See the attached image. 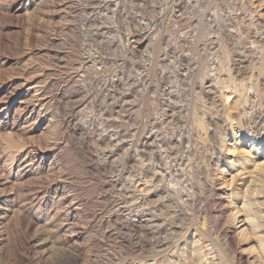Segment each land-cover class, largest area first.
I'll use <instances>...</instances> for the list:
<instances>
[{
	"label": "rangeland",
	"instance_id": "374dc122",
	"mask_svg": "<svg viewBox=\"0 0 264 264\" xmlns=\"http://www.w3.org/2000/svg\"><path fill=\"white\" fill-rule=\"evenodd\" d=\"M155 1L156 3H154ZM193 1L195 4H193ZM141 2H143V6ZM262 3L263 0H0V264H44V262L45 264H51L48 261L47 263L43 253V256L40 253L42 249L39 246H41L40 244L42 243L44 246L43 248L46 247L45 249H49L52 245L51 248L55 250L54 254L56 255L57 252L58 254L60 253L59 256L58 254L56 256L58 258H64V260L70 259L74 251L82 255L86 253L83 256L84 259H86V255L88 257V254L93 258L95 253H102L107 247L103 246L102 248V245H100V243L99 245L96 244L97 241L94 239L96 232L100 229L101 223L99 222H101L103 217L108 218L111 213H115L120 208L126 210V212L147 210L146 213H148L150 202L145 198H149L148 194L153 191L155 186L159 194L157 198H162L160 195H167V197H170L174 190L175 192L173 191L172 194L174 197H178L176 201L178 203L182 201L179 207L181 208V204L185 203V206L182 208L193 214L196 200L191 186L192 183L196 182V177L200 175L203 166L208 168L209 163H211L210 166L214 164L215 158H217L216 154L214 155L216 147L219 154L228 157H230L232 153L234 154L237 152L235 146L236 148L248 149L250 142L245 135L248 136L250 134V129L248 123L245 122L246 116L245 118L243 117L244 112L242 114L240 112V114H238L240 118L237 115L233 116V121L235 122L232 121V124L233 130L236 128L234 130L236 138L242 139L243 143L237 144L238 141L235 142V140L232 139V136H230L231 127L228 122L225 123L227 129H229L227 134L229 133L230 138L224 134L226 131L221 134V131H219L221 129L219 128V130L217 129V134L219 136L216 138L218 141L216 139L212 140V138L206 136V134L199 132L200 135H197V131L194 128L196 126L193 124L195 122H193V118H191L192 112L189 110L191 106L192 108L194 106H199L202 112H205L209 102L229 103L233 102L234 99L238 97L239 102H241V100L243 102L241 103V111H243L242 108H244L245 102H248L247 97H250V95L253 96L255 92V90L248 86L252 87V83L255 85L260 82L255 78L257 77V73H259L255 66H258L260 59L259 63L258 59L254 60L256 63L253 61L254 64L251 62L253 66L256 64L253 67L248 61L251 56L248 55H254L256 53V55L258 54L260 56L259 51L263 49H259L264 47L262 46L264 45L262 43V40H264V6H261ZM94 4L96 6H94ZM138 7H140V9H138ZM219 20L222 22H219ZM187 27H191V29ZM205 32L208 36L205 35ZM238 32L242 33L240 34ZM237 36L239 37L237 38ZM240 38L242 40H239ZM172 41L174 43H172ZM251 46H253V48ZM228 47L229 49H227ZM225 51L228 52L226 53ZM243 52H248L250 54L247 53L246 56H244ZM165 53L166 55L168 54V57ZM226 56H230L229 58L231 60ZM242 58H248V62H246V59L242 62ZM229 61H231V63H228ZM247 63L249 67L248 70L246 67ZM221 64L223 66H221ZM211 67L214 69H211ZM223 67L228 71L222 70L221 72L220 69ZM250 68L254 69L250 71ZM252 74L255 77L252 76ZM129 76L130 78H128ZM209 77L211 79H209ZM228 77L231 80L234 78L233 82L235 81V84ZM165 82L166 85L164 84ZM227 82L232 83L228 84ZM36 84L38 85L36 86ZM235 86H237V88ZM249 90L253 91L250 92ZM246 91L249 92L247 93ZM156 94L160 98H158ZM246 94H248V96ZM37 99L39 102H43L42 99H46L44 102H48L49 104L46 106L39 105L35 112L29 110L30 112L28 111V114L31 113V117L33 116L30 120L21 118L19 109H27L29 103L37 102ZM263 100L264 97L262 98V102H264ZM203 102H207L208 104H203ZM112 109L113 111H111ZM203 109L205 110L203 111ZM16 110L17 113L15 112ZM176 110L180 111V113ZM168 112L175 113L177 116L173 114L176 116L174 118L178 120L176 121L174 118L172 120L170 119V122L166 120L168 119L166 118ZM185 114L188 115L185 116ZM43 118H46L47 121L51 123L46 125L42 124L40 121H42ZM68 118H71V120L67 122L66 120ZM129 122L131 124H129ZM161 123L164 125V128ZM186 123H188V125ZM246 123L247 125H245ZM178 124H182V127ZM194 129L196 132H194ZM187 130L192 133L190 132L188 135L189 132H187ZM43 134L45 137L42 136ZM178 134L179 137H182L180 136L181 134L186 136H184L185 142H183V148L180 147V142L183 140L182 138H178ZM199 136L205 138L199 140ZM153 139L156 140V142ZM192 139L193 141L195 139L197 142L194 141V144H192ZM151 140H153V142ZM164 140L171 144L166 143ZM211 140L213 142H211ZM147 141L153 143V145H150V149ZM186 142L189 144V149L184 147L187 145ZM202 142L208 145H202ZM94 143L95 145H93ZM163 143L165 145H163ZM155 145H157L156 147H158V149H156ZM162 145L164 147L168 146L167 148L169 150ZM178 145L179 147H177ZM208 146H211V148ZM17 147H19V149ZM136 148H138V151L134 153ZM152 148L155 151L152 150ZM171 148V152L176 151L174 153L177 156H173L174 160L168 157ZM197 148L198 150H195ZM224 150L226 151L225 154ZM160 151L162 156L159 154ZM187 154L188 157H190V154L191 157H193L194 154H196L197 157L194 155L193 158H188L186 156ZM17 156L23 159L19 167L12 164L14 158H17ZM180 156L183 158H180ZM200 156H205L204 160H201V162H199ZM262 156L264 157V154ZM96 157L97 159L94 160ZM179 158L180 160H178ZM117 159L118 161H116ZM166 159L168 160L166 161ZM189 159L190 161H188ZM158 160L163 162L160 163ZM195 160L197 163H194ZM170 161H172L171 163H173L172 165L174 167L171 165ZM113 162L115 164H113ZM184 163H186V165ZM164 164L165 166L161 168ZM179 165L181 170L179 169ZM190 168L194 172L195 169L199 168L200 170H196V173L198 172L199 174L197 173L195 176L196 173L194 174L193 171H190ZM174 170L175 172L172 174L171 171ZM176 171H181L182 174L176 173ZM152 172H158L159 180H162L160 183L157 182V184L154 185L153 182L150 183V173ZM190 173L192 174L189 175ZM192 175L194 178L189 177ZM188 179L190 180L189 183ZM168 185L171 186L169 187ZM178 191H180L179 194ZM189 193H192L193 196L191 197ZM186 196L191 198L189 199V197ZM139 198L145 200L140 202L139 200L141 199ZM179 199L181 200L180 202ZM189 200L190 202L192 201L190 203L191 205L188 202ZM222 200L223 198L218 200L219 205L217 203V210L227 215V210ZM185 207L188 208L186 209ZM58 209L59 211L56 213ZM47 214H55L57 217L60 216L62 218V223L61 220H58V224L57 222L56 224L59 226H54L55 223L46 224L47 221L45 222L43 220H45L44 217H46ZM146 216L145 218L149 217V215ZM42 223L43 226L45 224L48 225L49 227L46 225L45 227L50 229L48 230L43 227ZM212 224V221L208 222V226L211 225L210 227H212ZM43 228L45 231H43ZM41 231L45 233L41 235ZM53 231L55 233H53ZM46 234H48V236ZM45 237L47 238L46 240ZM54 238L55 240H53ZM49 239L52 243L50 247H48L50 244ZM54 243L56 245H54ZM89 245L94 247H92V249L95 250L93 251L95 253H92L91 246ZM89 248L91 251L90 253L88 252ZM95 248L98 252H96ZM37 249H39L40 252H37ZM214 254H216V252ZM257 260L258 258L251 253L239 256L236 252L234 254V260L233 257L231 259V263L235 264L237 263L235 261H239L237 264H259V260Z\"/></svg>",
	"mask_w": 264,
	"mask_h": 264
},
{
	"label": "bare ground",
	"instance_id": "6f19581e",
	"mask_svg": "<svg viewBox=\"0 0 264 264\" xmlns=\"http://www.w3.org/2000/svg\"><path fill=\"white\" fill-rule=\"evenodd\" d=\"M70 1V0H69ZM102 1V0H101ZM124 1V0H123ZM138 1V0H137ZM142 1V0H141ZM153 1V0H152ZM223 1V0H222ZM96 2V1H95ZM132 2V1H131ZM173 2V1H172ZM236 2V1H235ZM260 2V1H259ZM62 3V2H61ZM98 3V2H97ZM96 3V4H97ZM135 3V2H134ZM143 2H141L142 5ZM156 3V1L154 2ZM153 3V5H154ZM197 3V2H196ZM219 3V2H218ZM224 3V2H223ZM68 4V3H67ZM92 4V3H91ZM126 4V3H125ZM129 4V3H128ZM132 4V3H131ZM182 4V3H181ZM193 4L194 1H193ZM240 4V3H239ZM244 4V3H243ZM115 5V4H114ZM134 5V4H133ZM137 5V4H136ZM158 5V4H157ZM173 5V4H172ZM226 5V4H225ZM57 6V5H56ZM91 6V5H90ZM94 6H96L94 4ZM107 6V5H106ZM143 6V5H142ZM192 6V5H191ZM245 6V5H244ZM249 6V5H248ZM247 6V7H248ZM261 6H264V0ZM109 7V6H108ZM107 7V8H108ZM129 7V6H128ZM137 7V6H135ZM239 7V6H238ZM257 7V6H256ZM93 8V7H92ZM133 8V7H132ZM144 8V7H143ZM165 8V7H164ZM253 8V7H252ZM261 8V7H260ZM61 9V8H60ZM69 9V8H67ZM138 9H140V7H138ZM59 10V9H58ZM63 10V9H62ZM61 10V11H62ZM131 10V9H130ZM161 10V9H160ZM165 10V9H164ZM55 11V10H54ZM57 11V10H56ZM132 11V10H131ZM245 11V10H244ZM255 11V10H254ZM153 12V10H152ZM182 12V11H181ZM142 13V11H141ZM155 13V12H154ZM160 13V12H158ZM58 14V13H57ZM139 14V13H138ZM211 14V13H210ZM253 14V13H252ZM255 14V13H254ZM141 15V14H140ZM160 15V14H159ZM228 15V14H227ZM239 15V14H238ZM131 16V15H130ZM226 16V15H225ZM133 17V16H132ZM163 18V17H162ZM203 18V17H202ZM201 18V19H202ZM137 19V18H136ZM154 19V18H153ZM200 19V22H201ZM209 19V18H208ZM216 19V18H215ZM228 19V18H227ZM249 19V18H248ZM263 19V18H262ZM203 20V19H202ZM225 20V19H224ZM223 20V21H224ZM156 21V19H155ZM218 21V20H217ZM221 20H219L220 22ZM226 21V20H225ZM224 21V22H225ZM231 21V20H230ZM237 21V20H236ZM239 21V20H238ZM244 21V20H243ZM159 22V21H158ZM185 22V20H184ZM206 22V21H205ZM222 22V21H221ZM147 23V22H146ZM204 23V22H203ZM212 23V22H211ZM226 23V22H225ZM241 23V22H240ZM252 23V22H251ZM136 24V23H135ZM191 24V23H190ZM197 24V23H196ZM195 24V25H196ZM244 24V23H243ZM201 25V24H199ZM212 25V24H211ZM250 25V24H249ZM204 26V25H203ZM213 26V25H212ZM242 26V25H241ZM145 27V26H144ZM180 27V26H179ZM185 27V26H184ZM198 27V26H197ZM201 27V26H200ZM205 27V26H204ZM214 27V26H213ZM225 27V26H224ZM238 27V26H237ZM140 28V27H139ZM189 28V27H187ZM196 28V27H195ZM203 28V27H202ZM245 28V27H244ZM249 28V27H248ZM247 28V29H248ZM141 29V28H140ZM139 29V30H140ZM156 29V28H155ZM154 29V30H155ZM191 29V27L189 28ZM200 29V28H199ZM210 29V28H209ZM216 29V28H215ZM213 29V30H215ZM218 29V28H217ZM232 29V28H231ZM238 29V28H237ZM246 29V30H247ZM226 30V28H225ZM149 31V30H148ZM184 31V30H183ZM196 31V30H195ZM201 31V30H198ZM212 31V30H211ZM222 31V29H221ZM224 31V30H223ZM235 31V30H233ZM258 31V30H256ZM136 32V31H135ZM181 32V31H180ZM186 32V31H185ZM219 32V31H218ZM230 32V31H229ZM150 33V32H149ZM189 33V32H188ZM196 33H200V32H196ZM204 33V32H203ZM227 33V32H226ZM240 33V32H238ZM242 33V32H241ZM240 33V34H241ZM255 33V32H254ZM258 33V32H257ZM147 34V32H146ZM154 34V33H153ZM215 34V33H214ZM246 34V33H245ZM189 35V34H188ZM198 35V34H197ZM203 35V34H202ZM206 35V32H205ZM231 35V34H230ZM155 36V35H154ZM165 36V35H164ZM201 36V35H200ZM208 36V35H206ZM223 36V35H222ZM244 36V35H243ZM256 36V35H255ZM254 36V37H255ZM143 37V36H142ZM153 37V36H152ZM205 37V36H204ZM224 37V36H223ZM230 37V36H229ZM239 36H237L238 38ZM245 37V36H244ZM257 37V36H256ZM154 38V37H153ZM199 38V37H198ZM206 38V37H205ZM212 38V37H211ZM216 38V36H215ZM220 38V37H219ZM242 38V37H241ZM239 40H242V39ZM253 38V37H252ZM155 39V38H154ZM192 39V38H190ZM246 39V38H245ZM196 40V39H195ZM213 40V39H211ZM216 40V39H215ZM232 40V39H231ZM237 40V39H236ZM251 40V39H249ZM257 40V39H256ZM149 41V40H148ZM220 41V40H219ZM230 41V40H229ZM246 41V40H243ZM263 44H264V40H262ZM156 42V41H155ZM158 42V41H157ZM162 42V40H161ZM238 42V41H237ZM153 43V42H152ZM172 43H174L172 41ZM214 43V42H212ZM216 43V42H215ZM251 43V42H250ZM254 43V42H253ZM165 44V43H164ZM179 44V43H178ZM177 44V45H178ZM206 44V43H205ZM224 44V43H223ZM226 44V43H225ZM238 44V43H237ZM158 45V44H157ZM185 45V44H184ZM189 45V44H188ZM203 45V43H202ZM152 46V45H151ZM166 46V45H165ZM164 46V47H165ZM183 46V45H182ZM197 46V45H194ZM208 46V45H206ZM233 46V45H232ZM264 46V45H262ZM189 47V46H188ZM202 47V46H201ZM218 47V46H217ZM253 48V46H251ZM259 47V46H258ZM155 48V47H154ZM159 48V47H158ZM180 48V47H179ZM187 48V47H186ZM196 48V47H195ZM226 48V47H225ZM244 48V47H243ZM198 49V48H197ZM196 49V50H197ZM212 49V48H211ZM218 49V48H217ZM229 49V47L227 48ZM232 49V48H231ZM263 49V50H262ZM153 50V49H152ZM184 50V49H183ZM191 50V49H190ZM194 50V49H193ZM215 50V49H214ZM221 50V49H220ZM234 50V49H233ZM236 50V49H235ZM248 50V49H247ZM253 50V49H252ZM251 50V52H252ZM255 50V49H254ZM259 50V54L260 56L256 53L254 55H248L251 56L249 57L250 59L248 60L250 63L256 59H258V63H259V59H260V63L258 64V66L254 65L257 69L258 72L257 73V77H255L253 74L252 76H254L255 78H257L258 82L257 84L254 85V83H250L252 85V87L248 86L249 88L255 90L253 96L250 95V97H247V101L245 102L243 111H241V102H239V98L236 97V99H234L233 102H227V103H223V102H209V104L207 102H203V104H208L206 107V111L202 112V110L199 108V106H194L192 108V106L190 107V110L192 112V116L191 118H193V123L195 129L194 132L197 133V135H200V133L206 134V136H209L212 138V140L216 139L217 136H219L217 134V129L219 130V128L221 130V134L225 133L226 136H229V133L227 134V132H229V129H227L226 127V123L228 122L230 125V136H232V139L235 140V142H237V144L243 143L242 139L240 138H236L234 129L233 130V116H238V114H241L244 112V118L246 116V121L248 123V127L250 129V134L247 136L245 135L250 142V146H248V149L245 148H239L235 146V150L237 151L236 153H232V155L230 157L223 155V154H219L217 151V147L215 150L214 155L216 154L215 158V162L212 166L211 163H207L208 164V168L206 166L205 169H201L200 175L198 177H196V182L192 183L191 186V190H193L194 193V197L196 200L195 203V207L193 208V204H192V208L194 210V213H189V211L184 210V208H182L183 206H185L184 204H181V208L180 203L182 202L179 199L178 203L176 200H178L176 197L173 196V191L171 193L172 196L167 197V195L165 193L164 194L166 196H161L162 198H157L159 197L157 190V187L155 186L153 191L151 193L148 194L149 198H145L146 200H148L150 203V208L148 209V213H146V211L141 210V211H136V212H126V210H123L122 208H120L118 211H116L115 213H111V215L108 218H104L101 220V225H100V229L96 232L95 234V240L97 241L96 244L102 245L101 247L103 248V246H107L105 251L103 249L104 252H100V253H95L93 251H95L94 249H92L93 246H91V250L92 253H95L93 258H91V255L88 254V257L86 255V259H84V255L78 253L77 251H74V253L72 254L71 252V258L70 259H65L61 258V257H57L54 254L55 250H53L52 247V243L50 240V244L48 247H51L49 249H45L43 248L44 246L42 244H40L42 252L39 251V249H37V252H40L41 255L43 253L46 262L48 261L51 264H232L231 263V259L233 257L234 260V254L237 252V254L239 256H242L243 254L246 253H251L253 255H255L256 258H258L259 260V264H264V157L262 156L264 154V102H262V98L264 97V47L260 48ZM61 51V50H60ZM216 51V50H215ZM214 51V52H215ZM246 51V50H245ZM244 51V52H245ZM258 51V50H256ZM254 51V52H256ZM157 52V50H156ZM182 52V51H181ZM226 52V51H225ZM228 52V51H227ZM226 52V53H227ZM230 52V51H229ZM233 52V51H232ZM235 52V51H234ZM237 52V51H236ZM243 52V53H244ZM250 52V51H248ZM247 52V53H248ZM261 52V53H260ZM167 53V52H166ZM165 53V55H166ZM206 53V52H205ZM247 53H244L243 55L246 56ZM253 53V52H252ZM258 53V52H257ZM56 54V53H55ZM173 54V53H172ZM175 54V53H174ZM182 54V53H181ZM188 54V53H187ZM198 54V53H197ZM216 54V53H215ZM229 54V53H228ZM231 54V53H230ZM234 54V53H233ZM236 54V53H235ZM250 54V53H248ZM62 55V54H61ZM66 55V54H65ZM168 55V54H167ZM166 55V56H167ZM256 55V56H255ZM192 56V55H191ZM200 56V55H199ZM223 56V54H222ZM59 57V56H58ZM168 57V56H167ZM195 57V56H194ZM227 57V56H226ZM225 57V58H226ZM230 57V56H229ZM227 57V58H229ZM242 57V56H241ZM164 58V57H163ZM174 58V57H173ZM186 58V57H185ZM201 58V57H200ZM215 58V57H214ZM62 59V58H61ZM159 59V58H158ZM176 59V58H174ZM230 59V58H229ZM246 58H242V62H244L243 60H245ZM248 59V58H247ZM246 59V62H248ZM77 60V59H76ZM177 60V59H176ZM188 60V59H187ZM200 60V59H199ZM204 60V59H203ZM231 60V59H230ZM87 61V60H86ZM159 61V60H158ZM180 61V60H179ZM192 61V60H191ZM238 61V60H237ZM174 62V61H173ZM189 62V61H188ZM204 62V61H203ZM210 62V61H209ZM208 62V63H209ZM241 62V61H240ZM74 63V62H73ZM191 63V62H190ZM228 63H231V61H229ZM249 63V64H250ZM252 63L250 65H252ZM254 63H256L254 61ZM253 63V64H254ZM69 64V63H68ZM150 64V63H149ZM157 64V63H156ZM195 64V63H194ZM193 64V65H194ZM220 64V62H219ZM223 64V62H222ZM221 64V66H223ZM241 64V63H240ZM62 65V64H61ZM60 65V66H61ZM81 65V64H80ZM179 65V64H178ZM182 65V64H181ZM188 65V64H187ZM196 65V64H195ZM209 65V64H208ZM218 65V64H217ZM63 66V65H62ZM146 66V65H145ZM207 66V65H206ZM220 66V65H219ZM220 66V67H221ZM226 66V65H225ZM230 66V65H229ZM240 66V65H239ZM253 66V65H252ZM251 66V67H252ZM253 66V67H254ZM68 67V66H66ZM76 67V66H75ZM85 67V66H83ZM186 67V66H185ZM204 67V66H203ZM247 70H248V63L246 64ZM73 68V67H72ZM147 68V67H146ZM188 68V67H187ZM213 67H211L212 69ZM228 68V67H227ZM232 68V67H231ZM136 69V68H135ZM141 69V68H140ZM143 69V68H142ZM190 69V67H189ZM192 69V68H191ZM202 69V68H201ZM206 69V68H204ZM214 69V68H213ZM239 69V68H238ZM251 69V68H250ZM254 69V68H252ZM252 69L250 71H252ZM161 70V69H160ZM166 70V69H165ZM203 70V69H202ZM216 70V69H215ZM221 72L222 70L224 71H228L227 69L225 70L224 67L220 69ZM231 70V69H230ZM229 70V71H230ZM246 70V71H247ZM256 70V69H255ZM254 70V71H255ZM139 71V70H138ZM137 71V72H138ZM167 71V70H166ZM186 71V70H184ZM205 71V70H204ZM233 71V70H231ZM230 71V72H231ZM67 72V71H66ZM74 72V71H73ZM141 72V71H140ZM188 72V71H187ZM192 72V71H191ZM206 72V71H205ZM215 72V71H214ZM236 72V71H235ZM241 72V71H239ZM146 73V72H145ZM161 73V72H160ZM204 73V72H203ZM202 73V74H203ZM226 73V72H225ZM232 73V72H231ZM251 73V72H250ZM137 74V73H136ZM170 74V73H169ZM210 74V73H209ZM228 74V73H227ZM138 75V74H137ZM164 75V74H163ZM186 75V74H185ZM206 75V74H205ZM203 75V76H205ZM233 75V74H231ZM74 76V75H73ZM191 76V75H190ZM189 76V77H190ZM201 76V75H200ZM210 76V75H209ZM248 76V75H247ZM251 76V77H252ZM144 77V76H143ZM146 77V76H145ZM171 77V76H170ZM185 77V76H184ZM195 77V76H194ZM199 77V76H198ZM221 77V76H219ZM235 77V76H234ZM238 77V76H237ZM242 77V76H241ZM250 77V79H251ZM252 77V78H254ZM130 78V76L128 77ZM135 78V77H134ZM138 78V77H137ZM140 78V77H139ZM169 78V77H168ZM191 78V77H190ZM189 78V79H190ZM202 78V77H201ZM229 78V77H228ZM249 78V77H248ZM127 79V78H126ZM155 79V78H154ZM200 79V78H199ZM209 79H211L209 77ZM215 79V78H214ZM219 79V78H218ZM223 79V78H222ZM227 79V78H226ZM230 79V78H229ZM234 79V78H233ZM233 79L231 80L233 82ZM238 79V78H237ZM235 79V80H237ZM48 80V79H47ZM138 80V79H137ZM169 80V79H168ZM167 80V81H168ZM187 80V79H186ZM146 81V80H145ZM153 81V80H152ZM166 81V82H167ZM189 81V80H188ZM137 82V81H136ZM157 82V81H155ZM166 82L164 83L166 85ZM200 82V81H199ZM217 82V81H216ZM223 82V81H222ZM225 82V81H224ZM232 82L228 83L231 84ZM235 82V81H234ZM233 82V83H234ZM244 82V81H243ZM255 82V81H254ZM38 83V82H37ZM52 83V82H51ZM134 83V81H133ZM152 83V82H151ZM185 83V82H183ZM205 83V82H204ZM219 83V82H218ZM246 83V82H245ZM147 84V83H146ZM155 84V83H154ZM169 84V83H168ZM212 84V83H211ZM235 84V83H234ZM38 84H36L37 86ZM44 85V84H43ZM148 85V84H147ZM151 85V84H150ZM186 85V84H185ZM201 85V84H200ZM205 85V84H204ZM224 85V84H223ZM233 85V84H232ZM239 85V84H238ZM243 85V84H242ZM241 85V87H242ZM41 86V85H40ZM47 86V85H46ZM156 86V85H155ZM158 86V85H157ZM190 86V85H189ZM218 86V85H217ZM30 87V86H29ZM33 87V86H32ZM43 87V86H42ZM135 87V86H134ZM145 87V86H144ZM161 87V86H160ZM164 87V86H163ZM172 87V86H171ZM203 87V86H202ZM216 87V86H215ZM222 87V85H221ZM226 87V85H225ZM224 87V88H225ZM228 87V86H227ZM237 88V86H235ZM234 87V88H235ZM247 87V86H246ZM34 88V87H33ZM68 88V87H67ZM189 88V87H188ZM194 88V87H193ZM139 89V88H138ZM146 89V88H145ZM204 89V88H203ZM231 89V88H230ZM248 89V88H247ZM50 90V89H49ZM160 90V89H159ZM167 90V89H166ZM219 90V89H218ZM241 90V89H240ZM252 90V91H253ZM150 91V90H149ZM165 91V90H164ZM170 91V90H169ZM175 91V90H174ZM189 91V90H188ZM212 91V90H211ZM237 91V90H236ZM242 91V90H241ZM250 91V90H249ZM248 91V92H249ZM250 91V92H252ZM47 92V91H45ZM157 92V91H156ZM185 92V91H184ZM197 92V91H196ZM247 92V91H246ZM247 92V93H248ZM49 93V92H48ZM47 93V94H48ZM64 93V92H63ZM33 94V93H32ZM75 94V93H74ZM77 94V93H76ZM144 94V93H143ZM151 94V93H150ZM161 94V93H160ZM177 94V93H176ZM203 94V93H202ZM214 94V93H213ZM78 95V94H77ZM147 95V94H146ZM185 95V94H184ZM216 95V94H215ZM227 95V94H226ZM236 95V94H235ZM248 96V94H246ZM45 96V95H44ZM74 96V95H73ZM119 96V94H118ZM145 96V95H144ZM157 96V94H156ZM202 96V95H201ZM57 97V96H56ZM139 97V96H138ZM158 97V96H157ZM164 97V96H163ZM175 97V96H174ZM196 97V96H195ZM241 97V96H240ZM43 98V97H42ZM116 98V97H115ZM118 98V97H117ZM147 98V97H146ZM160 98V97H158ZM184 98V97H183ZM189 98V97H188ZM221 98V97H220ZM29 99V98H28ZM33 99V98H32ZM73 99V98H72ZM142 99V98H141ZM42 101L39 102V100L37 99V102H30L29 106L27 107V109H19L20 110V116L21 118H24L25 120H30L31 117V113L28 114V111L30 110L31 112H35L39 105L41 106H46L49 103L48 102H44L46 99H42ZM48 100V98H47ZM52 100V99H51ZM59 100V99H58ZM115 100V99H114ZM138 100V99H137ZM171 100V99H170ZM187 100V99H186ZM72 101V100H71ZM82 101V100H81ZM178 101V100H177ZM176 101V102H177ZM264 101V100H263ZM53 102V101H52ZM61 102V101H60ZM67 102V101H66ZM123 102V101H122ZM167 102V101H166ZM202 102V100H201ZM200 102V103H201ZM28 103V102H27ZM71 103V102H70ZM74 103V102H73ZM114 103V102H113ZM128 103V102H127ZM165 103V102H163ZM196 103V102H194ZM66 104V103H65ZM75 104V103H74ZM78 104V103H77ZM86 104V103H85ZM179 104V102H178ZM188 104V101H187ZM69 105V103H68ZM76 105V104H75ZM119 105V104H118ZM159 105V104H158ZM161 105V104H160ZM176 105V104H175ZM199 105V104H198ZM24 106V105H23ZM122 106V105H121ZM186 106V104H185ZM189 106V105H188ZM49 107V106H48ZM47 107V108H48ZM68 107V106H67ZM137 107V105H136ZM202 107V106H200ZM60 108V107H59ZM65 108V107H64ZM62 108V109H64ZM140 108V107H139ZM164 108V107H163ZM188 108V107H186ZM185 108V109H186ZM204 108V107H203ZM162 109V108H161ZM167 109V108H166ZM189 109V108H188ZM192 109V110H191ZM70 110V109H69ZM170 110V109H169ZM187 110V109H186ZM185 110V111H186ZM205 109H203L204 111ZM29 111V112H30ZM113 111V109L111 110ZM139 111V110H138ZM171 111V110H170ZM178 111V110H176ZM17 113V110L15 111ZM132 112V111H131ZM180 113V111H178ZM188 112V111H186ZM190 112V113H191ZM123 113V112H122ZM126 113V111H125ZM182 113V112H181ZM184 113V112H183ZM51 114V113H50ZM121 114V113H120ZM124 114V113H123ZM141 114V113H140ZM173 114L175 113H169L167 114L166 120H172L174 117ZM119 115V114H118ZM158 115V114H157ZM166 115V114H165ZM188 114H185V116ZM191 115V114H190ZM75 116V115H74ZM179 116V115H178ZM71 117V116H70ZM121 117V116H120ZM155 117V116H154ZM181 117V116H180ZM183 117V115H182ZM239 117V116H238ZM242 117V116H241ZM242 117V118H243ZM118 118V117H117ZM116 118V119H117ZM122 118V117H121ZM124 118V117H123ZM138 118V117H137ZM136 118V119H137ZM160 118V117H159ZM188 118V117H186ZM190 118V116H189ZM240 118V117H239ZM12 119V118H11ZM126 119V118H125ZM157 119V118H156ZM161 119V118H160ZM175 119V118H174ZM182 119V118H181ZM49 120V119H48ZM51 120V119H50ZM61 120V119H60ZM59 120V121H60ZM71 118H68L66 121H70ZM176 120V119H175ZM174 120V121H175ZM178 120V119H177ZM176 120V121H177ZM191 120V119H190ZM241 120V119H240ZM13 121V120H12ZM35 121V120H34ZM137 121V120H136ZM143 121V120H142ZM153 121V120H152ZM185 121V120H184ZM233 121V122H232ZM42 124H50L51 122H48L46 118H43L42 121H40ZM116 122V121H115ZM127 122V120H126ZM161 122V121H160ZM170 122V121H169ZM172 122V121H171ZM237 122V121H236ZM243 122V120H242ZM56 123V122H55ZM63 123V122H62ZM139 123V122H138ZM158 123V122H157ZM163 123V122H162ZM161 123V124H162ZM227 123V125H228ZM244 123V122H243ZM247 123L245 125H247ZM53 124V123H52ZM57 124V123H56ZM60 124V123H59ZM67 124V123H66ZM118 124V123H117ZM129 124H131L129 122ZM136 124V122H135ZM143 124V123H142ZM141 124V125H142ZM153 124V123H152ZM160 124V123H159ZM170 124V123H169ZM173 124V123H172ZM188 125V123H186ZM196 124V125H195ZM235 124V123H234ZM238 124V123H236ZM241 124V121H240ZM29 125V124H28ZM35 125V123H34ZM62 125V124H61ZM139 125V124H138ZM140 125V126H141ZM144 125V124H143ZM167 125V124H166ZM180 125V124H178ZM182 125V124H181ZM180 125V126H181ZM242 125V124H241ZM26 126V124H25ZM53 126V125H52ZM68 126V125H67ZM73 126V125H72ZM83 126V125H82ZM131 126V125H130ZM135 126V125H134ZM163 128L164 125L162 124ZM173 126V125H172ZM236 126V125H234ZM21 127V126H20ZM23 127V126H22ZM57 127V126H56ZM78 127V126H77ZM89 127V126H88ZM116 127V126H115ZM128 127V126H127ZM145 127V126H143ZM151 127V126H150ZM161 127V125H160ZM170 127V126H169ZM182 127V126H181ZM192 127V126H191ZM240 127V126H239ZM244 127V126H243ZM52 128V127H51ZM64 128V127H63ZM87 128V127H86ZM121 128V127H118ZM189 128V127H188ZM22 129V128H21ZM50 129V127H49ZM82 129V128H81ZM127 129V128H126ZM158 129V128H157ZM173 129V128H172ZM191 129V128H190ZM57 130V129H56ZM143 130V129H142ZM154 130V129H153ZM163 130V129H162ZM168 130V129H167ZM189 130V129H188ZM187 130V132H189ZM89 131V130H88ZM126 131V130H125ZM147 131V130H146ZM173 131V130H172ZM178 131V130H177ZM186 131V130H185ZM239 131V130H238ZM248 131V130H247ZM51 132V131H50ZM49 132V133H50ZM93 132V131H92ZM116 132V131H115ZM131 132V131H130ZM138 132V131H137ZM144 132V130H143ZM154 132V131H153ZM179 132V131H178ZM191 132V131H190ZM190 132L188 133V135L190 134ZM193 132V133H194ZM200 132V133H199ZM22 133V132H20ZM48 133V134H49ZM53 133V132H52ZM81 133V132H80ZM79 133V134H80ZM88 133V132H87ZM134 133V131H133ZM151 133V132H149ZM164 133V131H163ZM166 133V132H165ZM173 133V132H172ZM171 133V134H172ZM192 133V132H191ZM238 133V132H237ZM47 134V135H48ZM54 134V133H53ZM91 134V133H90ZM113 134V133H112ZM156 134V133H155ZM220 134V132H219ZM223 134V136H224ZM244 134V133H243ZM21 135V134H20ZM24 135V134H23ZM46 135V134H45ZM51 135V134H49ZM144 135V134H143ZM161 135V134H160ZM169 135V134H168ZM185 135L188 137V135L185 133ZM185 135H180L182 137H179V134L177 135L178 138H182V142L181 146L183 148V142H185ZM196 135V134H195ZM44 136V134L42 135ZM55 136V135H54ZM122 136V135H121ZM120 136V137H121ZM124 136V135H123ZM185 136V137H184ZM191 136V135H190ZM204 136V135H202ZM199 136L198 139L199 140H203L202 137ZM222 136V137H223ZM229 136V138H230ZM23 137V136H22ZM45 137V136H44ZM48 137V136H47ZM115 137V136H114ZM119 137V136H117ZM116 137V138H117ZM131 137V136H130ZM136 137V136H135ZM156 137V136H155ZM171 137V136H170ZM174 137V136H173ZM172 137V138H173ZM196 137V136H194ZM221 137V140H222ZM225 137V136H224ZM49 138V137H48ZM52 138V137H51ZM115 138V139H116ZM126 138V137H125ZM149 138V137H148ZM168 138V137H167ZM170 138V139H172ZM201 138V139H200ZM208 138V137H207ZM152 139V138H151ZM165 139V138H163ZM174 139V138H173ZM172 139V140H173ZM176 139V138H175ZM187 139V138H186ZM209 139V138H208ZM225 139V138H223ZM46 140V139H45ZM49 140V139H48ZM98 140V139H97ZM96 140V141H97ZM109 140V139H108ZM125 140V139H124ZM154 140V139H153ZM153 140H151L153 142ZM162 140V139H161ZM166 140V139H165ZM164 140V141H165ZM179 140V139H178ZM198 140V141H199ZM206 140V139H205ZM204 140V141H205ZM211 140V142H213ZM217 140V139H216ZM150 141V140H149ZM156 142V140H154ZM170 141V140H169ZM177 141V140H176ZM189 141V140H187ZM193 141V139L191 140ZM195 141V139H194ZM194 141L192 144H194ZM209 141V140H207ZM218 141V140H217ZM216 141V143H217ZM224 141V140H223ZM222 141V143H223ZM21 142V140H20ZM24 142V141H23ZM48 142V141H46ZM85 142V141H84ZM93 142V141H92ZM152 142H148L149 144V149H150V145H153ZM154 142V143H155ZM161 142V141H160ZM166 143H168L167 141H165ZM175 142V141H174ZM190 142V141H189ZM197 142V141H195ZM234 142V143H235ZM249 142L247 141V143L249 144ZM96 143V142H95ZM95 143L93 145H95ZM191 143V142H190ZM215 143V144H216ZM220 143V142H219ZM23 144V143H21ZM20 144V145H21ZM158 144V143H157ZM168 144H171L170 142ZM176 144V143H175ZM187 144V142H186ZM184 144V145H186ZM200 144V143H199ZM205 143L202 142V145H204ZM207 144V143H206ZM205 144V146H207ZM30 145V144H29ZM44 145V144H43ZM99 145V144H98ZM102 145V144H101ZM116 145V144H115ZM163 145H165L163 143ZM162 145V146H163ZM187 144L184 147L188 148ZM197 145V144H196ZM211 145V144H210ZM47 146V145H46ZM52 146V145H51ZM49 146V147H51ZM92 146V145H91ZM129 146V145H128ZM137 146V145H136ZM148 146V145H147ZM157 145H155L156 147ZM173 146V145H171ZM191 146V144H190ZM189 146V147H190ZM198 146V145H197ZM201 146V145H200ZM242 146V145H241ZM16 147V146H15ZM55 147V146H54ZM133 147V146H132ZM135 147V146H134ZM164 147V146H163ZM162 147V148H163ZM166 149H168V146H165ZM164 147V148H165ZM176 147V146H175ZM179 147V145L177 146ZM199 147V146H198ZM204 147V146H203ZM211 148V146H208ZM220 147V146H219ZM14 148V147H13ZM19 149V147H17ZM45 148V146H44ZM96 148V147H95ZM126 148V147H125ZM142 148V147H141ZM154 148V147H153ZM152 148V150H154ZM174 148V147H173ZM195 148V147H194ZM9 149V148H8ZM22 149V146H21ZM20 149V150H21ZM128 149V148H127ZM138 148H136V151L134 153H136L138 150ZM143 149V148H142ZM147 149V148H146ZM156 149H158V147H156ZM161 149V148H160ZM165 149V150H166ZM178 149V148H175ZM189 149V148H188ZM202 149V148H201ZM208 149V148H206ZM213 149V148H212ZM29 150V149H28ZM43 150V149H42ZM125 150V149H124ZM140 150V149H139ZM163 150V149H162ZM164 150V151H165ZM169 150V149H168ZM172 148L169 151V158H173L174 155H176L174 152H171ZM185 150V149H184ZM183 150V151H184ZM195 150H198L195 149ZM209 150V149H208ZM207 150V151H208ZM234 150V149H233ZM10 151V150H9ZM15 151V149H14ZM19 151V150H17ZM34 151V150H33ZM126 151V150H125ZM144 151V150H143ZM155 151V150H154ZM153 151V152H154ZM178 151V150H177ZM182 151V149H181ZM201 151V150H200ZM203 151V150H202ZM211 151V149H210ZM4 152V149H3ZM32 152V151H31ZM122 152V151H121ZM127 152V151H126ZM186 152V151H185ZM197 152V151H196ZM221 152V151H220ZM225 150H224V154H225ZM235 152V151H234ZM11 153V152H10ZM19 153V152H18ZM27 153V152H26ZM50 153V152H49ZM123 153V152H122ZM161 153V151L159 152V154ZM166 153V151H165ZM187 153V152H186ZM189 153V152H188ZM207 153V152H206ZM211 153V152H210ZM219 155H218V154ZM12 154V153H11ZM139 154V153H138ZM157 154V152H156ZM158 154V156H159ZM168 154V153H167ZM184 154V153H183ZM198 154V153H197ZM212 154V153H211ZM8 155V154H7ZM6 155V156H7ZM14 155V154H13ZM17 155V154H16ZM26 155V154H25ZM92 155V154H90ZM129 155V154H128ZM161 155V154H160ZM165 155V154H164ZM180 155V154H179ZM185 155V154H184ZM196 155V154H194ZM193 155V157H194ZM210 155V154H209ZM228 155V154H227ZM121 156V155H120ZM133 156V155H132ZM153 156V155H152ZM156 156V155H155ZM154 156V157H155ZM162 156V155H161ZM166 156V155H165ZM164 156V157H165ZM177 156V155H176ZM183 156V155H182ZM188 157V154L186 155ZM212 156V155H211ZM91 157V156H90ZM99 157V156H98ZM108 157V156H107ZM140 157V156H139ZM160 157V156H159ZM163 157V159H164ZM191 157V154H190ZM188 157V158H190ZM191 157V158H193ZM197 157V155H196ZM204 157L200 156V161L204 160ZM215 157V156H214ZM12 158V157H11ZM120 158V157H119ZM161 158V157H160ZM168 158V159H169ZM180 158H183L180 156ZM180 158L178 160H180ZM187 158V159H188ZM203 158V159H201ZM211 158V157H210ZM9 159V157H8ZM26 159V158H25ZM24 159V160H25ZM97 159L94 158V160ZM121 159V158H120ZM128 159V158H127ZM166 159V161L168 160ZM198 159V158H197ZM209 159V158H208ZM21 160H23L22 158L20 159V156H17V158H14L13 160V165H17L18 167L22 164ZM100 160V159H99ZM143 160V159H141ZM162 160V159H161ZM172 160V161H173ZM177 160V161H178ZM183 160V159H182ZM193 160V159H192ZM191 160V161H192ZM206 160V158H205ZM10 161V160H9ZM27 161V160H26ZM92 161V160H91ZM89 161V162H91ZM118 161V159L116 160ZM123 161V160H122ZM159 161V160H158ZM170 161V163L172 162ZM190 161V159L188 160ZM187 161V162H188ZM32 162V161H30ZM57 162V161H56ZM88 162V163H89ZM120 162V161H119ZM139 162V160H138ZM145 162V161H144ZM143 162V163H144ZM147 162V160H146ZM156 162V161H154ZM160 162V161H159ZM163 161H161L160 163H162ZM165 162V161H164ZM169 162V161H168ZM176 162V161H175ZM182 162V161H180ZM179 162V163H180ZM196 162V160L194 161V163ZM208 162V161H207ZM8 163V162H7ZM6 163V164H7ZM26 163V162H25ZM55 163V162H54ZM132 163V162H131ZM140 163V162H139ZM159 163V164H160ZM177 163V162H176ZM175 163V164H176ZM190 163V162H188ZM193 163V162H192ZM193 163V164H194ZM197 163V162H196ZM203 163V162H202ZM33 164V163H32ZM31 164V165H32ZM113 164H115L113 162ZM134 164V163H133ZM155 164V163H154ZM157 164V163H156ZM167 164V163H166ZM173 163H171L172 165ZM186 165V163H184ZM111 165V164H110ZM140 165V164H139ZM170 165V164H169ZM170 165V166H171ZM192 165V164H191ZM189 165V166H191ZM196 165V164H195ZM202 165V164H200ZM205 165V164H204ZM8 166V164H7ZM23 166V165H22ZM49 166V165H48ZM55 166V165H54ZM102 166V165H101ZM134 166V165H133ZM150 166V165H149ZM160 166V165H158ZM164 165L161 166V168H163ZM168 166V165H167ZM173 166V165H172ZM178 166V165H177ZM184 166V165H183ZM199 166V165H198ZM52 167V166H51ZM115 167V166H114ZM157 167V166H156ZM174 167V166H173ZM187 167V166H186ZM193 167V166H191ZM195 167V166H194ZM202 167V166H201ZM39 168V167H38ZM96 168V167H95ZM160 168V169H161ZM171 168V167H170ZM178 168V167H176ZM184 168V167H183ZM188 168V167H187ZM33 169V168H32ZM105 169V168H104ZM115 169V168H114ZM113 169V170H114ZM167 169V167H166ZM179 169H180V165H179ZM194 169V168H193ZM199 169V168H198ZM193 170H191V168L189 169L190 171H193L194 174L196 173ZM18 170V169H17ZM51 170V169H50ZM159 170V169H158ZM173 170V168H172ZM181 170V169H180ZM186 170V169H185ZM200 170V169H199ZM25 171V170H24ZM102 171V170H101ZM107 171V169H106ZM124 171V170H123ZM157 171V170H156ZM168 171V170H166ZM53 172V171H52ZM110 172V171H109ZM112 172V171H111ZM172 174H174V171H171ZM178 171H176L177 173ZM188 172V169H187ZM192 172V173H193ZM96 173V172H95ZM105 173V172H104ZM148 173V172H147ZM170 173V171H169ZM178 173H181L178 172ZM184 173V172H183ZM192 173H190L189 175H191ZM198 173V172H197ZM197 173L195 174V176L197 175ZM117 174V173H116ZM182 174V173H181ZM199 174V173H198ZM98 175V173H97ZM119 175V174H118ZM131 175V174H130ZM147 175V174H146ZM177 175V174H175ZM188 175V174H187ZM123 176V175H122ZM128 176V175H127ZM126 176V177H127ZM161 176V175H160ZM185 176V175H183ZM105 177V176H103ZM131 177V176H130ZM149 177V174H148ZM150 177H151V181L150 183L153 182L154 184H157V182L160 183L159 180V174L158 172H152L150 173ZM177 177V176H175ZM190 178L194 176H189ZM16 178V177H15ZM95 178V176H94ZM98 178V177H97ZM115 178V177H114ZM113 178V179H114ZM128 178V177H127ZM165 178V176H164ZM184 178V177H182ZM189 178V179H190ZM18 179V178H17ZM129 179V178H128ZM132 179V178H131ZM150 179V178H149ZM162 179V178H160ZM181 179V178H180ZM188 179V180H189ZM97 180V179H96ZM183 180V179H182ZM187 180V181H188ZM191 180V179H190ZM190 180L188 181V183L190 182ZM192 180V181H193ZM147 181V180H146ZM181 181V180H180ZM142 182V181H141ZM53 183V182H52ZM112 183V182H111ZM162 183V182H161ZM171 183V182H170ZM180 183V182H179ZM190 183V184H191ZM117 184V183H116ZM136 184V183H135ZM172 184V183H171ZM145 185V184H144ZM152 185V184H151ZM152 185V187H153ZM159 185V184H158ZM177 185V182H176ZM121 186V185H120ZM118 186V187H120ZM123 186V185H122ZM160 186V185H159ZM169 186V185H168ZM171 186V185H170ZM169 186V187H170ZM178 186V185H177ZM187 186V185H186ZM185 186V187H186ZM190 186V185H189ZM151 187V186H150ZM176 187V186H175ZM174 187V189H175ZM180 187V186H179ZM184 187V186H182ZM111 188V187H110ZM109 188V189H110ZM143 188V187H141ZM190 188V187H189ZM114 189V188H113ZM124 189V188H123ZM147 189V188H146ZM168 189V187H167ZM179 189V188H177ZM35 190V189H34ZM107 190V189H106ZM121 190V189H120ZM148 190V189H147ZM176 190V189H175ZM187 190V189H186ZM185 190V191H186ZM190 190V189H189ZM136 191V190H134ZM138 191V190H137ZM46 192V191H45ZM118 192V191H117ZM116 192V193H117ZM132 192V191H131ZM163 192V191H162ZM161 192V193H162ZM175 192V191H174ZM180 191H178L179 194ZM187 192V191H186ZM184 193V192H182ZM125 194V193H124ZM123 194V195H124ZM158 194V196H157ZM163 194V193H162ZM176 194V193H174ZM185 194V193H184ZM188 194V193H186ZM190 194V193H189ZM64 195V194H63ZM67 195V194H66ZM109 195V194H108ZM191 197L193 196L192 193L190 194ZM62 196V195H61ZM120 196V195H119ZM128 196V195H127ZM137 196V195H136ZM143 196V195H142ZM169 196V193H168ZM178 196V195H175ZM59 197V196H58ZM64 197V196H63ZM123 197V196H122ZM147 197V196H146ZM189 197V196H186ZM189 197V199L191 198ZM26 198V197H25ZM127 198V197H126ZM223 198V203L225 205V208L227 210V215L222 214L223 212L220 210H217V203L219 205L218 200ZM33 199V197H32ZM43 199V198H42ZM59 199V198H58ZM141 200H139L140 202L145 200L143 198H139ZM38 200V199H37ZM129 200V199H128ZM131 200V199H130ZM194 200V199H193ZM194 200V201H195ZM109 201V200H108ZM136 201V200H135ZM45 202V201H44ZM73 202V201H72ZM116 202V201H115ZM128 202V201H127ZM132 202V201H130ZM189 204L192 202H190V200L188 201ZM69 203V202H68ZM97 203V202H96ZM138 203V202H137ZM187 203V202H186ZM73 204V203H71ZM131 204V203H130ZM98 205V204H97ZM127 205V204H126ZM135 205V204H134ZM191 205V204H190ZM64 206V205H63ZM75 206V205H74ZM81 206V205H80ZM112 206V205H111ZM118 206V205H117ZM122 206V205H121ZM131 206V205H130ZM188 206V204H187ZM53 207V206H52ZM110 207V206H109ZM132 207V206H131ZM136 207V206H135ZM140 207V206H139ZM138 207V208H139ZM148 207V206H147ZM179 207V208H178ZM191 207V206H190ZM189 207V209H190ZM224 207V206H223ZM128 208V207H127ZM186 209L188 207H185ZM224 208V209H225ZM38 209V208H37ZM81 209V208H80ZM134 209V208H133ZM143 209V207H142ZM188 209V210H189ZM114 210V209H113ZM192 210V212H193ZM222 210V209H221ZM50 211V210H49ZM55 211V210H54ZM59 209L57 210L56 213H58ZM65 211V210H64ZM70 211V209H69ZM78 211V209H77ZM225 211V210H224ZM99 212V211H98ZM226 212V211H225ZM79 213V212H78ZM53 214V213H52ZM104 214V213H103ZM95 215V214H94ZM146 215H149L148 218H145ZM225 215V216H223ZM43 217V216H42ZM63 217V216H62ZM74 217V216H73ZM147 217V216H146ZM225 217V218H223ZM102 218V217H101ZM45 220L43 221H47V223L49 224H54L57 225L58 224V220H61L62 223V218L59 216L57 217L55 214L51 215V214H47L46 217H44ZM64 219V218H63ZM67 219V216H66ZM98 219V218H97ZM82 220V219H81ZM224 220V222H223ZM80 221V220H79ZM212 221V227L208 226V222ZM44 222V223H45ZM57 222V224H56ZM64 223V222H63ZM98 223V224H99ZM45 224V225H46ZM211 224V223H210ZM45 225L42 226L45 227ZM62 225V224H61ZM48 226V225H46ZM52 226V227H54ZM59 226V225H57ZM87 226V225H86ZM225 226V228H224ZM49 227V226H48ZM51 227V228H52ZM99 227V226H98ZM39 228V227H38ZM42 228V227H41ZM40 228V229H41ZM46 228V227H45ZM56 228V227H55ZM58 228V227H57ZM48 229V228H46ZM50 229V228H49ZM48 229V230H49ZM97 229V228H96ZM232 229V230H231ZM42 230V229H41ZM53 230V228H52ZM71 230V229H70ZM40 231V230H39ZM38 231V232H39ZM43 231L44 228H43ZM43 231H41V235L44 234ZM56 231V230H54ZM53 231V233H55ZM72 231V230H71ZM50 232V231H49ZM74 232V231H73ZM75 233V232H74ZM94 233V232H93ZM40 235V234H39ZM38 235V237H39ZM48 236V234H46ZM51 235V234H50ZM58 235V233H57ZM56 235L57 239L58 236ZM93 236V235H92ZM190 237V238H189ZM44 238V236H43ZM50 238V237H49ZM71 238V237H70ZM47 238L45 237V240ZM52 239V238H51ZM40 240V238H39ZM44 240V241H45ZM48 240V241H49ZM55 240V238L53 239ZM52 240V241H53ZM93 240V239H92ZM94 240V241H95ZM42 241V239H41ZM56 242V241H55ZM41 243V242H40ZM47 243V242H45ZM44 243V244H45ZM94 243V242H93ZM48 244V243H47ZM95 244V245H96ZM54 245H56L54 243ZM93 245V244H92ZM59 246V244H58ZM70 246V245H69ZM97 246V245H96ZM210 246V247H209ZM47 247V248H48ZM64 247V246H63ZM99 247V246H98ZM209 247V249H208ZM94 248V247H93ZM97 248V247H96ZM95 248V249H96ZM40 249V250H41ZM55 249V246H54ZM57 249V247H56ZM63 249V248H62ZM70 249V248H69ZM100 249V248H98ZM214 249V252H213ZM79 250V249H78ZM81 251V250H80ZM101 251V250H100ZM84 252V251H82ZM88 252L90 253V248L88 250ZM87 252V253H88ZM96 252L97 249H96ZM216 252V254H214ZM65 253V252H63ZM214 255H213V254ZM60 254V253H59ZM58 254V256H59ZM42 255V256H43ZM68 255V254H67ZM90 255V256H89ZM233 255V256H231ZM39 256V255H38ZM62 256V255H61ZM41 257V256H39ZM236 257V256H235ZM238 257V256H237ZM252 257V255H251ZM95 258V259H94ZM253 258V257H252ZM241 259V258H239ZM238 259V260H239ZM39 260V259H38ZM251 260V259H250ZM257 260V261H258ZM42 261V260H41ZM230 261V262H228ZM256 261V262H257ZM47 262V263H48ZM235 262H239V261H235ZM252 262V261H251ZM255 262V263H256ZM40 263V261H39ZM42 263V262H41ZM235 263V264H237ZM254 263V262H253ZM45 264V262H44ZM257 264V263H256Z\"/></svg>",
	"mask_w": 264,
	"mask_h": 264
}]
</instances>
